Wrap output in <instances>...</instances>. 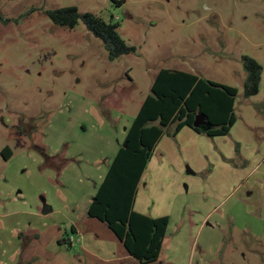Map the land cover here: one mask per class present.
Listing matches in <instances>:
<instances>
[{"label":"rangeland","instance_id":"obj_1","mask_svg":"<svg viewBox=\"0 0 264 264\" xmlns=\"http://www.w3.org/2000/svg\"><path fill=\"white\" fill-rule=\"evenodd\" d=\"M71 5L119 21L136 51L110 60L82 21L46 13ZM244 55L263 66L249 99ZM162 68L236 86L238 121L227 136L185 128L155 149L135 210L169 215L174 240L151 264H264V191L240 180L215 191L237 167L224 154L239 131L264 134V0H0V264H140L87 208Z\"/></svg>","mask_w":264,"mask_h":264},{"label":"trees","instance_id":"obj_2","mask_svg":"<svg viewBox=\"0 0 264 264\" xmlns=\"http://www.w3.org/2000/svg\"><path fill=\"white\" fill-rule=\"evenodd\" d=\"M46 13L61 27L73 29L82 21L102 41L110 60L136 51L119 33V21H106L74 5ZM242 59L247 72L243 97L249 99L260 91L263 66L252 56L244 55ZM238 93L236 86L187 70L162 68L156 74L151 92L144 98L87 208V216L105 223L140 264H151L160 258L169 225V216L153 217L135 210L138 187L157 144L164 135L176 137L185 126L209 137L229 135L238 120ZM258 108L264 112V100ZM199 113L204 114L211 128L193 126ZM236 153L240 157L239 143ZM2 154L9 160L13 151L7 146ZM230 160L238 165L234 158ZM64 242L71 244L69 238Z\"/></svg>","mask_w":264,"mask_h":264},{"label":"crops","instance_id":"obj_3","mask_svg":"<svg viewBox=\"0 0 264 264\" xmlns=\"http://www.w3.org/2000/svg\"><path fill=\"white\" fill-rule=\"evenodd\" d=\"M237 121L235 122V124L237 123ZM131 123L132 122H130V121L127 122V124L125 125V127L122 130V133L119 134L118 136H114V138H115L114 140L112 139L114 142L113 148H115V150L112 151V154H110L106 160L107 170H108V166H109L110 162L112 161L113 157L115 156V154L118 152L119 148L121 147V145L124 141V138L127 134L128 128L130 127ZM235 124L233 126L234 128L236 126ZM233 127H232V131L234 130ZM185 128H190V127H188V126L183 127L179 131L177 136L180 135V133L183 132L185 130ZM190 129H192V128H190ZM231 135H232V133H231ZM256 135L253 133V127L251 125H247V128L241 129L239 131V133L235 136L234 141L236 143H239L240 157L237 158L236 145L234 144L233 146H231V150H229L227 152L229 154H227V155L224 154V156H225L224 158L231 159V157L232 158L236 157V162L238 163V165H236L234 162V165L237 167H233V166L231 167V169L229 171L230 176L229 177H222L220 179L219 183L217 184L215 191H223L225 189H230V190H232V192H234L237 189V187L235 186V183H237L239 180L244 184V187H246V190H250L251 193H254L257 190L264 191V134L262 136L261 135L256 136ZM163 139H164V136L161 138V140L159 141V143L157 144L155 149L158 148V146L163 141ZM107 170H106V172H107ZM188 171H189V173L192 172L191 169H188ZM105 175H106V173L102 177L104 178ZM103 178H102V180H103ZM101 182H100V184H101ZM141 182H142V180H141ZM100 184H98L96 186L95 193L97 192ZM139 186H140V184H139ZM140 188H141V186L138 187V193L137 194H139ZM94 195L95 194H93L92 197H94ZM136 203H137V200H136ZM136 203H135V209H136ZM49 209H50V211L48 213H50L52 211V208H49ZM137 211L142 212V213H147L143 210H137ZM36 214H37V212H36ZM149 215H151L153 217L169 216V215H154L151 213H149ZM260 219H262V218H260ZM170 222H171V218L169 216V225H168L167 233H168V230L170 228ZM72 230L74 232L76 231V233H77V230L75 228H73ZM173 240L174 239H172L168 235L167 238L165 237L164 244H163V248L167 249L170 253H171V249H172V245H173ZM169 258L173 259L172 256H170Z\"/></svg>","mask_w":264,"mask_h":264},{"label":"water","instance_id":"obj_4","mask_svg":"<svg viewBox=\"0 0 264 264\" xmlns=\"http://www.w3.org/2000/svg\"><path fill=\"white\" fill-rule=\"evenodd\" d=\"M193 126L195 127H203V126H208V128H211V125L209 122L205 119V116L203 113H199L196 115L195 120L193 121ZM50 211L49 208H47L44 213H48Z\"/></svg>","mask_w":264,"mask_h":264}]
</instances>
